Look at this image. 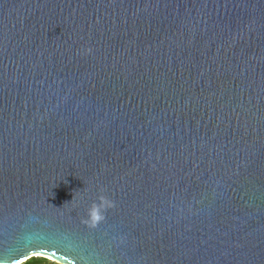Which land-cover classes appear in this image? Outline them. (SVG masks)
I'll use <instances>...</instances> for the list:
<instances>
[{
	"label": "water",
	"instance_id": "1",
	"mask_svg": "<svg viewBox=\"0 0 264 264\" xmlns=\"http://www.w3.org/2000/svg\"><path fill=\"white\" fill-rule=\"evenodd\" d=\"M35 256L264 264V0H0V264Z\"/></svg>",
	"mask_w": 264,
	"mask_h": 264
},
{
	"label": "rangeland",
	"instance_id": "2",
	"mask_svg": "<svg viewBox=\"0 0 264 264\" xmlns=\"http://www.w3.org/2000/svg\"><path fill=\"white\" fill-rule=\"evenodd\" d=\"M35 259L38 261V263H35V264H59V263L53 262L49 258H43L41 256L35 257Z\"/></svg>",
	"mask_w": 264,
	"mask_h": 264
},
{
	"label": "trees",
	"instance_id": "3",
	"mask_svg": "<svg viewBox=\"0 0 264 264\" xmlns=\"http://www.w3.org/2000/svg\"><path fill=\"white\" fill-rule=\"evenodd\" d=\"M35 257H32V258L26 260L25 262H23L21 264H35V263H38V261L35 259Z\"/></svg>",
	"mask_w": 264,
	"mask_h": 264
},
{
	"label": "clouds",
	"instance_id": "4",
	"mask_svg": "<svg viewBox=\"0 0 264 264\" xmlns=\"http://www.w3.org/2000/svg\"><path fill=\"white\" fill-rule=\"evenodd\" d=\"M95 205L93 206L92 215L95 217Z\"/></svg>",
	"mask_w": 264,
	"mask_h": 264
},
{
	"label": "bare ground",
	"instance_id": "5",
	"mask_svg": "<svg viewBox=\"0 0 264 264\" xmlns=\"http://www.w3.org/2000/svg\"><path fill=\"white\" fill-rule=\"evenodd\" d=\"M38 257V256H36ZM42 257V256H41ZM45 258H49V257H45ZM50 260H52L53 262L57 263L56 261H54L52 258H49Z\"/></svg>",
	"mask_w": 264,
	"mask_h": 264
}]
</instances>
